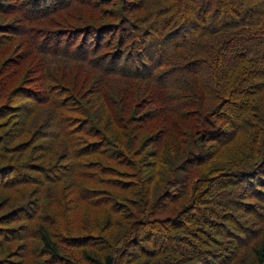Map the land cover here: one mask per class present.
<instances>
[{
	"label": "trees",
	"instance_id": "1",
	"mask_svg": "<svg viewBox=\"0 0 264 264\" xmlns=\"http://www.w3.org/2000/svg\"><path fill=\"white\" fill-rule=\"evenodd\" d=\"M68 1L0 15V264H264L237 221L264 200V0H153L150 59L106 22L71 48Z\"/></svg>",
	"mask_w": 264,
	"mask_h": 264
},
{
	"label": "rangeland",
	"instance_id": "2",
	"mask_svg": "<svg viewBox=\"0 0 264 264\" xmlns=\"http://www.w3.org/2000/svg\"><path fill=\"white\" fill-rule=\"evenodd\" d=\"M8 0H0V15H5L8 12V8L5 7V3ZM69 5H73L72 8L69 7H65L64 11L62 12V14H59L58 18H65L67 17L68 19V23L65 24V27L67 29V35L68 37H64L62 39H66V41L68 43H73L71 45V48L75 47L78 43H83L84 40V35L82 33H80V35L76 38L77 36V32H81L80 29L74 27L76 25H86L88 24V22L90 21H95V23H102V22H106L104 23V25H108V28L105 32L101 33L103 36L102 41L105 42L106 39L110 38L109 41H111V48L113 49H121V50H126L128 45L125 46L124 44H122V34H130V36L132 37V41H134L136 39V42L138 44V46L141 44L143 45H149L148 47V51L145 52V57H147L148 59L153 57V49H150V47L155 48L158 46V49L161 52H165L167 47L171 44V40L166 41V39H162V38H158V35L155 34L154 32H152L147 38L146 40H144V30L143 28H139L138 26H141V17L143 16V13L146 11V8H154L155 7V3L153 0H97V2H94L93 0H69L67 2ZM43 6V3H42ZM45 14H49V19L52 21V14L48 13L47 11L43 12ZM13 15V13L11 14V16ZM28 16H34L31 14H28ZM208 24V23H207ZM13 26L16 25H20L18 24V22L13 23ZM52 26H54L52 24ZM120 26L121 29L118 27ZM137 26V28H135ZM86 27V26H84ZM20 31H24L21 27L19 28ZM125 30V31H124ZM32 30H28L26 31L27 33H30ZM24 33V34H27ZM93 34H90L89 37L86 39V43L89 41H91ZM69 38V39H68ZM26 44L29 45L32 49V51L36 52L35 48H34V43H30L28 40H25ZM120 41L119 47H117L118 42ZM140 43V44H139ZM104 44V43H103ZM36 45L38 46L39 44L36 43ZM144 52V51H143ZM152 54V55H150ZM155 57L153 58V60H149L150 64L154 63V61L156 62L157 60H154ZM137 63L136 65H138L140 63V59L137 58ZM143 61V60H142ZM58 64L56 62H52L51 65H55ZM140 65V64H139ZM87 71L91 72L92 70L90 68L86 69ZM43 71H42V75H43ZM201 75H204L203 73H201ZM172 92V90L170 91ZM143 111V110H141ZM141 114V113H140ZM1 124V123H0ZM155 131L150 132L149 134H154ZM132 135H136V140L133 144H131L130 142V137ZM143 136V132L141 131L140 134L132 132L130 133L127 137L126 140L122 146V148H126L127 145H132L135 149L140 150V153L137 155L138 152L135 151V158L136 156H143L146 153V150L149 151L151 150V146H147L146 148H142V141L145 139V137ZM155 136V135H152ZM226 139V137H225ZM132 140V137H131ZM194 142V139H192ZM220 140H224V136L222 138H220ZM141 142V144H140ZM150 145L153 144L152 141L149 142ZM132 147V148H133ZM132 159V156H131ZM236 179L233 181V184L235 183L238 187L239 185V181H242V178H233ZM246 182V181H245ZM244 182V183H245ZM243 184H240V186H243ZM257 183V181H256ZM246 185V183H245ZM253 188V185H252ZM260 191L264 193V187H257ZM231 190L233 195H232V199H236L237 196L234 194L235 189L233 188V185L231 187ZM246 191H248L247 193H244V195H248L249 192L253 191L252 189H247ZM249 196V195H248ZM229 198V196L227 195H220L219 199L220 200H224L225 198ZM245 200H240V201H246L247 204H251L252 205V210H254L253 205L258 206L257 209L254 210L255 215H249L248 218L252 217L253 219L249 222V220H246L245 217H240L239 216V220L237 219V221L240 223V225L244 226V228H246L247 230L245 231L244 237L241 238V242H246L247 241V236L249 234H251L253 232L256 233V235L254 237H259V231H264V200H254L253 199H248V198H243ZM250 201V202H248ZM254 203V204H253ZM233 208V206L231 207ZM257 213V214H256ZM230 230H232L233 228H229ZM155 228H152L151 231H155ZM221 246L224 247L223 243H221ZM199 248H201L199 246ZM242 250V249H241ZM8 258H15V257H7ZM17 259V258H15ZM218 263V262H217Z\"/></svg>",
	"mask_w": 264,
	"mask_h": 264
}]
</instances>
